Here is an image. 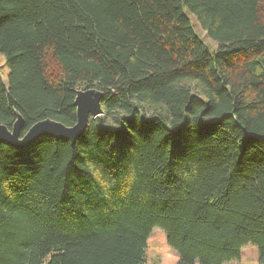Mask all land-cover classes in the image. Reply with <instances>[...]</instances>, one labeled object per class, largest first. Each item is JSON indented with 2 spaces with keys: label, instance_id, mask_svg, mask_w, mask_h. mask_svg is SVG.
<instances>
[{
  "label": "trees",
  "instance_id": "16d2710c",
  "mask_svg": "<svg viewBox=\"0 0 264 264\" xmlns=\"http://www.w3.org/2000/svg\"><path fill=\"white\" fill-rule=\"evenodd\" d=\"M193 14L216 43L197 35ZM0 125L73 126L75 146L0 144V264L264 263V0H0Z\"/></svg>",
  "mask_w": 264,
  "mask_h": 264
},
{
  "label": "water",
  "instance_id": "95a60500",
  "mask_svg": "<svg viewBox=\"0 0 264 264\" xmlns=\"http://www.w3.org/2000/svg\"><path fill=\"white\" fill-rule=\"evenodd\" d=\"M102 98L103 94L97 89L78 90L74 104L77 109V121L73 126H66L61 122L45 119L34 124L22 136L25 120L23 116L18 115L12 129L0 125V144L17 149H26L42 137H51L69 142L72 146H75L77 140L82 138L87 131L90 119L103 115Z\"/></svg>",
  "mask_w": 264,
  "mask_h": 264
},
{
  "label": "rangeland",
  "instance_id": "374dc122",
  "mask_svg": "<svg viewBox=\"0 0 264 264\" xmlns=\"http://www.w3.org/2000/svg\"><path fill=\"white\" fill-rule=\"evenodd\" d=\"M192 24L197 35L210 47L217 48L216 43L207 35L205 30L193 14H190ZM0 71L3 79L7 82L8 68L5 65V57L0 54ZM178 254L168 245L167 237L161 228H155L148 239L146 248L145 264H178ZM226 264H264L260 259L259 250L256 246L248 244L241 250V257Z\"/></svg>",
  "mask_w": 264,
  "mask_h": 264
}]
</instances>
